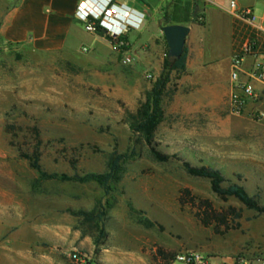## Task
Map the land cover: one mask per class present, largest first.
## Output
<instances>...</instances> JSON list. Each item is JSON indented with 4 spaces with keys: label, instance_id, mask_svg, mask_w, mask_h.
<instances>
[{
    "label": "rangeland",
    "instance_id": "obj_1",
    "mask_svg": "<svg viewBox=\"0 0 264 264\" xmlns=\"http://www.w3.org/2000/svg\"><path fill=\"white\" fill-rule=\"evenodd\" d=\"M19 4L0 0V264H164L181 250L264 259V215L220 199L208 180L183 167L219 168L264 203V120L250 116L264 110V93L235 116L231 66H220L212 80L172 73L155 142L182 161L158 162L136 123L168 53L162 27L129 30L127 54L83 24L87 51L41 50L3 33ZM202 12L189 22L200 23ZM36 128L48 173L103 174L115 151L126 155L111 192L98 183L39 181L19 153L32 152ZM203 201L212 206L210 224ZM230 208L242 216L223 225L218 218Z\"/></svg>",
    "mask_w": 264,
    "mask_h": 264
},
{
    "label": "crops",
    "instance_id": "obj_2",
    "mask_svg": "<svg viewBox=\"0 0 264 264\" xmlns=\"http://www.w3.org/2000/svg\"><path fill=\"white\" fill-rule=\"evenodd\" d=\"M83 0H20L19 6L10 14L9 22L3 33L12 41H30L41 50L78 51L86 48V32L79 27L82 24L76 17L77 7ZM122 5L136 28L148 30L156 26L186 25L191 28L187 38V71L197 74H209L211 80L220 66H231L235 47L248 38L247 29L232 14L233 10L251 9L257 18H264V0H116ZM235 7L231 8V3ZM203 10L201 23L189 22L196 10ZM197 12V14H198ZM158 15L156 23H152ZM168 15L170 24L161 23ZM195 15V14H194ZM196 28V30H195ZM163 40H165L164 35ZM161 38V37H160ZM159 38V39H160ZM264 39V37H263ZM130 41V39H129ZM166 42V40H165ZM167 45V42H166ZM168 46V45H167ZM252 66L253 59L247 58ZM231 72V70H230Z\"/></svg>",
    "mask_w": 264,
    "mask_h": 264
},
{
    "label": "trees",
    "instance_id": "obj_3",
    "mask_svg": "<svg viewBox=\"0 0 264 264\" xmlns=\"http://www.w3.org/2000/svg\"><path fill=\"white\" fill-rule=\"evenodd\" d=\"M198 10L194 12L197 15ZM164 24H170V18L168 15L164 17ZM201 23V22H200ZM247 29V34H250V29L245 26ZM97 34L107 38L115 47L116 43L124 42L129 43L127 35L122 36L118 41L112 39L108 36L103 28L100 26L97 21ZM254 37V35H252ZM124 51L129 50L128 47H123ZM238 50L235 47L234 53ZM187 60H188V49L185 48L184 54L177 59H171L166 56L164 60L163 70L153 86L152 91L149 93L146 102L142 105L141 109L138 111L136 128L142 133L145 141L151 149L153 157L161 163H167L172 159H177L182 161V158L179 155L167 154L158 149V145L155 142V135L158 131L159 126L161 125L164 118L163 110V100L167 94V87L171 82L172 73H182L187 70ZM14 126H8L7 132L12 133ZM35 134L37 137V144L33 147L32 152H23L19 149L20 157L29 162L30 167L39 174V181L45 180H58L62 182H72L80 184L88 183H98L104 191L108 194L112 190V183L118 181L120 178V173L122 172V165L127 159L126 155L118 154L117 151L112 155L108 165V172L106 173H87L81 175L76 173L74 175L68 174H57V173H48L44 171L41 165V145L42 141L40 140V132L36 128ZM183 167L186 172L196 178L206 179L210 182L212 192L218 196L220 199L227 201L230 198L237 200L241 203L246 209L254 211L258 215H264V203L260 201L257 196H252L247 191L246 187L231 182L222 172L221 169L216 167L209 166H196L191 162L184 161ZM239 178H241L239 176ZM227 184V185H226ZM207 211L205 212L204 222L210 224L212 222V217L214 215H209V209H212V206L209 201H203ZM104 216V213L100 218ZM241 213L235 208H230L229 213L226 215L220 214L218 220L220 223L225 225L228 222V219L232 217L233 221L239 220L241 218ZM88 220L94 221V218H89ZM173 257L171 255L167 262Z\"/></svg>",
    "mask_w": 264,
    "mask_h": 264
},
{
    "label": "built area",
    "instance_id": "obj_4",
    "mask_svg": "<svg viewBox=\"0 0 264 264\" xmlns=\"http://www.w3.org/2000/svg\"><path fill=\"white\" fill-rule=\"evenodd\" d=\"M234 7L235 2H232L231 8ZM232 14L250 29V35L233 55L230 72L231 112L235 116H242L247 105L258 103L264 93V53L261 51L262 43L260 42V38L264 37V18L257 20L251 9H243L239 12L233 10ZM76 17L88 33L95 35H98V21L105 33L116 41L126 35L130 29L136 28L130 17L124 14L122 5L116 0H83L77 7ZM128 46L129 43L118 42L115 48L124 51L123 47ZM84 51L87 49L84 48ZM127 51L124 53L127 54ZM247 58L253 59L249 69H246L244 65ZM125 62L131 63L132 59L128 57ZM250 116L257 122H262L264 110L256 108ZM72 259L83 262L78 252L72 255ZM164 264H264V259L240 255L227 260L206 255L201 251L181 250Z\"/></svg>",
    "mask_w": 264,
    "mask_h": 264
},
{
    "label": "water",
    "instance_id": "obj_5",
    "mask_svg": "<svg viewBox=\"0 0 264 264\" xmlns=\"http://www.w3.org/2000/svg\"><path fill=\"white\" fill-rule=\"evenodd\" d=\"M162 31L168 45L167 56L171 59L180 58L184 54L191 28L186 25H168Z\"/></svg>",
    "mask_w": 264,
    "mask_h": 264
}]
</instances>
